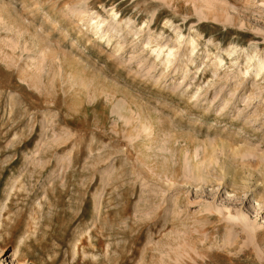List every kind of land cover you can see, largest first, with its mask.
I'll use <instances>...</instances> for the list:
<instances>
[{
    "label": "rangeland",
    "instance_id": "obj_1",
    "mask_svg": "<svg viewBox=\"0 0 264 264\" xmlns=\"http://www.w3.org/2000/svg\"><path fill=\"white\" fill-rule=\"evenodd\" d=\"M261 2L0 0L6 6L0 10V248L6 257L25 243L27 259L38 264H264V75L255 86L253 75L239 74L241 52L264 58ZM66 3L103 17L114 10L145 33H163L162 44L177 47L178 32L197 36L190 94L169 96L177 81L169 72L159 80L162 66L151 69L154 56L139 41L144 33L117 62L110 45L90 44L77 23L69 25L71 15L61 17ZM222 4L234 7L237 22L214 19L208 9ZM201 7L208 18L196 12ZM43 41L61 61H45L47 72L33 74L27 56ZM231 45L244 48L234 67L226 53ZM207 54L226 61L210 86ZM65 56L87 66L97 78L93 85L70 88L59 68ZM50 69H58L60 80ZM26 71L43 75L45 84L27 81ZM110 83L113 89H104ZM198 86L197 101L191 95ZM227 99L231 104L223 107ZM117 102L125 106L123 119L114 113ZM162 126L170 130L159 131ZM220 142L251 155L231 172ZM6 257L0 261L8 263Z\"/></svg>",
    "mask_w": 264,
    "mask_h": 264
},
{
    "label": "bare ground",
    "instance_id": "obj_2",
    "mask_svg": "<svg viewBox=\"0 0 264 264\" xmlns=\"http://www.w3.org/2000/svg\"><path fill=\"white\" fill-rule=\"evenodd\" d=\"M37 1V0H36ZM47 1L49 0H42L43 4H45ZM79 1V0H78ZM72 2V1H71ZM39 2H36V4H38ZM82 3V2H81ZM2 5V4H1ZM261 5L262 7L264 8V0H262L261 2ZM36 6V5H35ZM223 6V4H222ZM6 6L3 5V6H0V10L5 8ZM55 7V6H54ZM53 7V8H54ZM221 7V6H220ZM64 9L63 10H67L66 12L62 11L60 12V15L61 17H66V16H72L70 17V19L73 18V20H70V24L69 25H73L74 22L77 23L74 24L76 25V28H80V37H85L84 39H86L85 41H88L90 44L93 45V43H96L97 45L98 44H102V43H106L108 45L111 46V51H110V57H116L115 60H117V62L120 60L117 58V55L119 53H122L125 48L127 47L128 45V42L131 40L130 43L134 45L138 44V42L140 41L142 43V47L144 49V51H142L143 53L144 52H148L150 51V54L151 56H154V60H152V63H151V69H157L159 66H162V70H161V74L159 75V80H162L169 72L170 75H173V79L175 80V82L177 81V85L176 86H173L170 88L169 90V96H172V97H175V98H178V99H182V97H185L186 94H190L189 93V86H190V83L188 81V76H189V73H190V67L189 65L191 64H194L196 62V59H197V55H199V50H198V47H199V44H200V39L196 36L195 37H192V38H185L183 36V34H181L180 32H178V34L176 35L177 36V42H178V45L177 47L176 46H172L170 43L167 42V44H162L161 43V39H162V35L163 33H161L160 35L161 36H155V32H152L151 29H147L148 31L145 33L144 30H145V26L143 27H139L137 28V26L135 24H133V22L131 20H122L119 18L118 16V13H116L114 10L112 11H109V12H106V17H103L101 15H98L97 13L87 9L86 6L84 5H81V6H78V5H73L71 6V4H68L66 3L65 6L63 7ZM66 8V9H65ZM203 7H201L200 9H196L198 12L199 11V14L202 15V17L204 16L205 18H208L207 16V13H204V10L202 9ZM234 8V7H233ZM231 8L232 10H235ZM207 9V8H206ZM230 7L226 6L225 7H221V8H218V7H211L209 8L208 10L212 11V15L214 17L215 20L217 21H223V22H237L235 20V17L232 16L230 14V11L231 9ZM207 11V10H206ZM236 12V10L234 11ZM1 15H3L1 13ZM0 15V19L3 17ZM235 20V21H233ZM5 21V20H4ZM220 22V23H223V22ZM3 22V21H2ZM231 22V23H232ZM136 23V22H135ZM219 23V22H218ZM241 23V22H240ZM170 24V23H169ZM233 24V23H232ZM225 25V24H224ZM235 25V24H234ZM243 25V24H242ZM174 26V25H173ZM75 27V26H74ZM174 30H177V29H174ZM179 31V29H178ZM194 31V30H193ZM176 32V31H175ZM144 33L145 36L147 37L146 40L142 41V38H140V40L137 42V40L139 39V37H142V34ZM140 35V36H139ZM164 36V35H163ZM36 37V36H35ZM79 37V38H80ZM135 37V38H134ZM37 39V38H36ZM38 39H40L38 37ZM43 40V39H42ZM26 43V42H25ZM28 43V42H27ZM75 43V42H74ZM174 45V44H173ZM96 46V45H95ZM101 46V45H99ZM133 48H136V47H133ZM51 48H49V46L46 44V42L44 43V41L42 43H37L36 44V47H35V55H28L27 56V59L29 61L32 62V66H33V69H30L31 70V73L34 74V71L36 70H39L41 72H47L46 68L48 67L46 65V62L48 60L52 61V63L54 64V62H57V61H61V59L56 55V53L54 54L53 52H51L50 50ZM142 49V50H143ZM230 49L232 50H229L227 49L226 53H227V56L228 58L229 57H232L231 59V62L230 64L234 67V65H237V61L239 60L240 58V55L242 57H245V65L244 66H238L239 67V74L244 77V79L247 77V76H251L253 75V79L255 78L254 80V84L256 86V84L258 85L257 83V78L261 77L262 75H264V58H260L257 54V52H251V53H247V54H243L241 51L244 50L243 49H239V51L241 52V54L239 55L238 52H237V46L236 47H233V45L230 46ZM239 52V53H240ZM102 53V52H101ZM201 54V53H200ZM200 56V55H199ZM210 56H212L211 54H207V57L209 58V60H211V62L209 63V66L211 68V76H212V79L208 82L209 86L210 84H215L216 81L218 78H220L221 76V69L224 67L225 65V59L224 57L222 56V54H217V55H214L213 57L210 58ZM68 57V56H67ZM1 58V57H0ZM3 58V57H2ZM66 58V56H65ZM64 58V59H65ZM120 58V57H119ZM26 59V60H27ZM63 59V61H64ZM67 59V58H66ZM76 59V58H75ZM208 60V59H207ZM2 61V60H1ZM46 61V62H45ZM48 61V62H50ZM62 61V63H64ZM5 62V61H4ZM19 62V61H18ZM45 62V63H44ZM78 62V63H77ZM51 63V62H50ZM83 63V62H82ZM229 63V62H228ZM242 64V63H241ZM27 65V64H26ZM49 65V64H48ZM8 66V65H7ZM175 66V69L172 71V68H174ZM208 66V65H207ZM230 66V67H232ZM10 67V66H9ZM62 67L64 68V71L62 72H65V77H66V80L70 83L69 85L70 88L72 87V89H76L75 86H78L79 84L82 85V88H89L90 85H93V82H95L97 80V78H94V75L92 76L90 74V72L87 70V66H84L82 64H80L79 60L76 59V60H73V59H70L68 57V59L66 60V62L62 65V66H59V68ZM31 68V67H30ZM58 68V69H59ZM228 68V67H227ZM22 69V68H21ZM56 69V68H55ZM58 69L57 70H53L54 74H53V78H56L58 77L57 79L60 80L59 76L57 75H60L58 74ZM224 69V68H223ZM51 69L49 71H52ZM229 70V68H228ZM231 70V68H230ZM25 71V69H24ZM29 72V71H28ZM27 71L25 72V75H28L27 76V81H30V82H33L34 85H39L40 83L43 82L44 78L39 77V76H33L32 74L28 73ZM58 72V73H57ZM148 72V71H146ZM224 72V71H223ZM227 72V71H226ZM52 73V72H51ZM50 73V74H51ZM21 74V73H20ZM38 74V73H37ZM64 74V73H63ZM181 74V76H180ZM226 74V73H225ZM229 74V72H228ZM233 75L231 76L232 77H235L236 75H234V73H232ZM40 75V74H38ZM51 76V75H50ZM229 76V75H228ZM52 77V76H51ZM61 77H62V73H61ZM209 77V76H208ZM48 78V77H46ZM264 78V76H263ZM63 79V77L61 78ZM56 80V79H55ZM57 80V82L59 81ZM65 80V81H66ZM112 80V79H111ZM51 81L53 82V80L51 79ZM62 81V80H61ZM59 81L61 84L63 81L61 82ZM66 81V82H67ZM50 82V81H48ZM51 82V83H52ZM58 82V83H59ZM113 82V81H112ZM111 82V83H112ZM28 83V82H27ZM55 83V82H54ZM59 83V84H60ZM92 83V84H91ZM111 83L108 85L105 86L104 89H107V90H111L110 88L111 87ZM45 84V83H42V85ZM67 84V83H66ZM189 84V86H187ZM192 84V82H191ZM201 84V83H200ZM175 85V84H174ZM185 85V86H184ZM212 85V86H213ZM245 85V84H244ZM40 86V85H39ZM47 86V85H46ZM49 88L48 91H52V87L54 85H52L51 87V84L49 83ZM98 86L99 83H98ZM253 86V85H252ZM33 87V86H32ZM37 86H35L36 88ZM42 87V86H41ZM67 88L69 86H66ZM102 87V86H101ZM188 87V88H186ZM196 87V86H195ZM199 87V86H198ZM197 87V90L195 93H193L191 95V99H195V100H200V98L202 97V88H198ZM69 88V89H70ZM91 88V87H90ZM95 88V87H94ZM223 88V87H222ZM39 89V88H38ZM52 89V90H50ZM71 89V90H72ZM79 89H81L79 87ZM113 89V88H112ZM36 90V89H35ZM73 90V91H74ZM94 90V89H93ZM38 91V90H37ZM76 91V90H75ZM86 91V90H85ZM262 91V90H261ZM54 92V90H53ZM66 92V90H65ZM79 92V91H78ZM260 92V91H259ZM50 93V92H49ZM48 93V94H49ZM67 93V92H66ZM115 93V92H113ZM216 93V91L214 92ZM52 94V92L50 93ZM56 94V93H55ZM78 94V93H76ZM110 94V93H109ZM233 94V93H232ZM53 95V94H52ZM68 95V94H67ZM75 95V94H74ZM91 95V94H90ZM111 95V94H110ZM252 95L251 94V97L247 98V99H250L252 98ZM187 96V95H186ZM255 96V95H254ZM253 96V97H254ZM76 97V96H75ZM85 97V96H84ZM112 98V96H110ZM217 95L215 96V99H216ZM66 98V97H65ZM81 98V97H80ZM110 98V99H111ZM115 98V97H114ZM113 98V99H114ZM126 98V96L124 97ZM175 98H172V99H175ZM75 99V98H74ZM214 99V100H215ZM51 100V99H50ZM54 100V99H53ZM65 100V99H64ZM67 100V99H66ZM85 100V99H84ZM96 100V99H95ZM112 101V100H111ZM110 101V102H111ZM121 101V100H120ZM131 101V100H130ZM213 101V100H212ZM244 101V100H243ZM247 101V100H246ZM244 101L242 104H244V107H246V105H249L250 102H246ZM54 102V101H53ZM123 102V101H122ZM129 102V100H128ZM136 102V101H135ZM223 103L221 104L223 107H227L228 105L231 104L230 101L227 100H224L222 101ZM113 103V102H112ZM120 103V102H119ZM118 102L115 104V111L114 113L116 115H118L120 118H124L122 116V113L125 111V106L122 104H119ZM220 105V106H221ZM134 106V105H133ZM129 107V106H128ZM131 107V106H130ZM129 107V109H130ZM114 108V107H113ZM112 108V109H113ZM127 108V106H126ZM67 109V108H66ZM65 109V110H66ZM73 109V108H71ZM81 109H82V105H81ZM77 110V108H76ZM73 111V110H71ZM113 111V110H112ZM75 112V110H74ZM78 112V111H76ZM131 112V111H130ZM137 112V111H135ZM238 112H244V110H241L240 109L238 110ZM128 113V112H127ZM79 114V113H78ZM147 114V113H146ZM145 114V115H146ZM137 115V114H136ZM140 115V114H139ZM144 115V116H145ZM128 116V115H127ZM126 116V117H127ZM133 116V115H132ZM142 116V115H141ZM140 117V116H139ZM147 117V116H146ZM249 117V116H248ZM133 118V117H132ZM142 118V117H140ZM144 119V117L142 118ZM147 118H145L146 120ZM161 118L159 116H156V122L157 124L160 123V121L162 122V120H160ZM151 122V121H150ZM165 122V121H164ZM154 123V122H153ZM144 125V124H143ZM149 125V124H147ZM162 125V124H161ZM165 124H163L164 126ZM168 125V124H167ZM170 125V124H169ZM152 126V125H151ZM151 126H147V128H151ZM161 127V129L159 131H161L162 129H165L164 131H168L170 130V128L167 126V127ZM155 127V125H154ZM153 129V128H152ZM122 130V129H121ZM151 129H149L150 131ZM151 132V131H150ZM154 132V131H153ZM170 133V131H169ZM165 134V133H164ZM171 134V133H170ZM169 135V134H168ZM91 136V135H90ZM151 136V134H150ZM55 137V136H54ZM155 139V138H154ZM146 140V139H145ZM149 142V141H147ZM56 143V142H55ZM218 143V142H217ZM45 144V143H44ZM61 144V143H60ZM156 144V143H155ZM220 147H221V152L225 155V157L228 158V160L224 163V168L230 170L231 172H233V167H231L233 164H238V163H241L243 164L244 161L246 160V158L248 157V155H251L248 151H246L245 149H239V148H232L231 147L228 149L231 150L230 151H227L226 148V144H224L223 142H220ZM154 145V144H153ZM215 145V144H213ZM219 145V144H218ZM44 146V145H43ZM49 146V145H48ZM212 146V145H211ZM37 149V147H36ZM146 149V148H145ZM152 149V148H151ZM72 150V149H70ZM158 150V149H157ZM31 151H35V147L33 146L32 147V150ZM214 151V150H213ZM252 151V150H251ZM230 153V155H228V153ZM90 153V152H89ZM252 153V152H251ZM264 154V153H263ZM36 155V154H34ZM71 155V154H70ZM222 155V154H221ZM33 156V155H32ZM31 157V156H30ZM29 157V158H30ZM218 157V156H217ZM33 159V158H32ZM31 159V160H32ZM62 159V158H61ZM26 160V159H25ZM28 161V160H27ZM62 161V160H61ZM248 161V159H247ZM39 162V161H38ZM99 162V161H98ZM264 162V160H263ZM262 162V170H264V163ZM42 164V163H41ZM59 164H61L60 162L58 163L57 166H59ZM244 165V164H243ZM35 166V165H33ZM61 167V166H60ZM244 168V167H243ZM193 172V171H192ZM200 172V171H199ZM263 172V171H262ZM236 173V172H235ZM264 173V172H263ZM20 178V177H18ZM19 181V180H18ZM17 182V181H16ZM21 182V181H20ZM21 184V183H20ZM23 184V183H22ZM21 186V185H20ZM23 186V185H22ZM19 187V186H18ZM17 187V188H18ZM13 190V188H12ZM22 191V190H21ZM99 188L93 193V199H96L99 197ZM45 195V194H44ZM41 206V205H40ZM240 220V223L243 224L245 226V228H247L248 230H252L251 229V226H249L248 222H246L245 219H239ZM37 230V229H36ZM254 230V229H253ZM89 240V239H88ZM90 241V240H89ZM22 243V242H20ZM91 244V243H90ZM93 244V243H92ZM99 244V243H98ZM25 246L26 244L24 243L23 246H19L17 248V251L15 250L14 253L11 254V256H7V252H5L6 250L3 248H0V256L1 257H6V262L8 263H5L3 261H0V264H38L36 262H32L30 261L29 259H27L26 255L24 254V251L26 250L25 249ZM29 246V245H27ZM31 246V245H30ZM91 246V245H89ZM88 246V247H89ZM98 246V245H97ZM83 247V246H82ZM81 247V248H82ZM92 247V246H91ZM96 247V246H95ZM28 248V247H26ZM76 249V248H75ZM80 249V248H79ZM110 249V248H109ZM23 252V253H22ZM86 252V251H85ZM88 252V251H87ZM182 252V251H181ZM29 254V253H28ZM116 254V253H115Z\"/></svg>",
    "mask_w": 264,
    "mask_h": 264
}]
</instances>
